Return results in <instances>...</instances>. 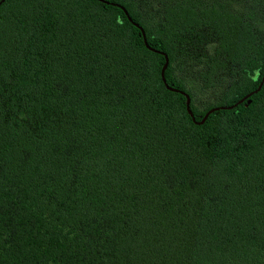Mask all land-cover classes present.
Returning a JSON list of instances; mask_svg holds the SVG:
<instances>
[{"label":"trees","instance_id":"16d2710c","mask_svg":"<svg viewBox=\"0 0 264 264\" xmlns=\"http://www.w3.org/2000/svg\"><path fill=\"white\" fill-rule=\"evenodd\" d=\"M106 1L0 4V264H264V80L197 124L133 23L199 121L261 82L264 0Z\"/></svg>","mask_w":264,"mask_h":264},{"label":"water","instance_id":"95a60500","mask_svg":"<svg viewBox=\"0 0 264 264\" xmlns=\"http://www.w3.org/2000/svg\"><path fill=\"white\" fill-rule=\"evenodd\" d=\"M3 1H4V0H3ZM100 1L105 2V3H108V1H106V0H100ZM0 4H1V3H0ZM116 5H118V4H116ZM119 6H120V7L124 10V12L127 14L128 19L131 20V18H130V16L128 15L126 9H125L123 6H121V5H119ZM133 23H134L137 27L140 28V30H141V35H142V37H143V40H144V44H145V46H146L148 49L152 50V51H155V52H158V53H162V54L164 55L165 60H164V64H163L162 69H161V79H162V82L164 83V86H165L167 89H169V90H171V91L180 92L181 94L185 95V97H186V102H185V105H186V111H187V113L191 116L192 120H193L195 123H197V124L203 123L204 120L207 118V116H208L211 112H213V111H215V110H218V109H225V108H231V107L235 106L236 104L242 102L245 98H247L248 96H250L252 93L258 91L259 88L261 87L262 83H263L264 76H263L261 82L259 83V85L257 86V88H256L255 90H253V91H251L250 93H248L247 95H245L243 98H241L240 100H238V101H237L236 103H234L233 105H230V106H216V107H213V108L209 109V110L204 114V116L201 118V120L196 121V120L194 119L193 113H192V111L190 110V107H189V101H190V98H189L188 94H186L184 91H181V90H179V89H176V88H173V87L169 86V85L167 84L166 80H165V77H164V70H165V68H166V66H167V63H168L167 55H166L164 52H161V51H159V50H156V49L150 47V46L148 45L147 41H146L145 33H144L143 29L141 28V26H139V25H138L137 23H135V22H133ZM248 101H249V100H248Z\"/></svg>","mask_w":264,"mask_h":264},{"label":"snow or ice","instance_id":"6c2138e0","mask_svg":"<svg viewBox=\"0 0 264 264\" xmlns=\"http://www.w3.org/2000/svg\"><path fill=\"white\" fill-rule=\"evenodd\" d=\"M3 2V0H0V3H2ZM189 103H190V101H189Z\"/></svg>","mask_w":264,"mask_h":264}]
</instances>
